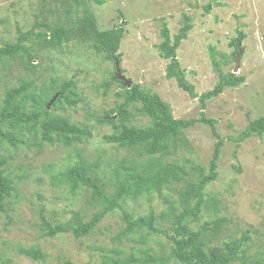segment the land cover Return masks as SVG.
Listing matches in <instances>:
<instances>
[{
  "label": "rangeland",
  "instance_id": "obj_1",
  "mask_svg": "<svg viewBox=\"0 0 264 264\" xmlns=\"http://www.w3.org/2000/svg\"><path fill=\"white\" fill-rule=\"evenodd\" d=\"M207 5L211 6L209 12L205 10ZM40 7H43L41 0H0V47L17 40L18 27L24 31L31 28ZM89 8L102 30L124 25L118 51L122 74L132 85L140 84L143 89L161 95L176 118L199 117L200 101L179 87L174 78L166 77L168 60L161 55L158 45L163 40V22L174 35L185 24V17L189 18L192 29L178 48L177 56L197 94L213 89L218 82L211 55H215L224 73L231 71L246 77L244 83L226 88L207 101L204 111L207 117L217 120L219 133L224 137L236 136L250 119L264 114V0H102V3L90 2ZM239 31L245 37L235 72V56L239 51L235 52L232 40L239 37ZM33 54L35 68L30 71L25 69L26 64L14 60L5 68L0 64V104L4 91L20 84V76L25 75L27 80L35 78L37 86L50 83L53 78H72L77 85L78 102L57 109L51 104L49 110L91 127L92 137L78 148L91 160L101 156L106 169L110 167L108 164L131 155L124 147L104 140V134L111 133L113 128L97 120L104 111L123 101L117 96L124 89L123 82H114L107 88L103 85L113 74L116 77L115 61L98 54L91 42L78 40H71L59 50L37 47ZM131 110L134 113L131 122L136 126L146 127L151 123L136 106ZM186 134L192 148L179 152L178 156L188 157L208 170L216 141L210 126L199 122L187 129ZM70 151H73L70 147L46 143L15 148L5 145L0 150V157L7 160V171L18 176V190L22 192L19 203L7 206V212L0 210V264H100L104 257L116 255L110 249L116 246L113 238L121 230L119 211L107 215L91 235L81 238H75L72 233L53 237L44 233L42 215L57 224L70 220L73 211H81L88 220L98 209L88 206L83 196H69L64 185L54 186L50 182L52 172L62 169ZM76 154L72 152L71 162L78 160ZM48 164L53 165L45 169ZM234 165L240 166L241 172ZM217 170L218 178L205 190L215 203L203 208L198 224L215 217L214 208L219 209L218 216L229 220V230H223L221 240L240 237L246 232L250 237L247 254L254 257L264 246V135H253L240 145L226 139ZM25 173L28 177L23 178ZM15 197L13 193L12 199ZM150 206L159 211L164 204L157 195L144 196L130 201L127 208L146 213ZM122 241L128 249L133 246L131 240ZM21 247L40 248L46 259L22 254Z\"/></svg>",
  "mask_w": 264,
  "mask_h": 264
},
{
  "label": "trees",
  "instance_id": "obj_2",
  "mask_svg": "<svg viewBox=\"0 0 264 264\" xmlns=\"http://www.w3.org/2000/svg\"><path fill=\"white\" fill-rule=\"evenodd\" d=\"M48 1L41 0L43 7L35 15L31 28L24 31L18 27L17 40L0 47L2 68L14 60L26 64L24 67L28 71L33 70L36 58L33 50L37 47L59 50L71 40L91 42L98 54L115 61V66L116 61L120 63L121 53L118 51L125 33L124 25L102 30L89 8L90 2L102 3V0H50V5ZM205 10L209 12L211 6L207 5ZM191 29L188 17L174 35L163 22V40L158 48L168 60L166 77L174 78L192 98L199 99L200 116L176 118L170 104L158 93L145 90L137 83L130 88L121 84L124 89L117 96L123 101L104 111V116H98L97 120L113 128L111 133L104 134L106 142L124 147L134 155H125L108 164V169L103 168L101 156L91 160L82 148H78L79 144L92 137L91 127L87 123L71 122L69 117L49 110V104L57 109L64 104L75 105L78 102L75 80L53 78L50 83L37 86L35 78L27 80L23 75L19 85L4 91L0 104V150L5 145L15 148L26 144L42 146L44 143L72 148L62 169L52 172L50 182L54 186L64 185L69 196H83L88 206L98 208L88 220L81 211H73L70 220L57 224L42 215L45 235L53 237L72 233L75 238L91 235L107 215L119 211L121 230L113 238L116 246L110 249L116 255L104 257L100 264H234L239 261L242 264H264V246L254 257L248 256L250 237L246 232H242L240 237L221 240L224 238L221 236L223 230H229V220L218 216L219 209L214 208L215 217L198 224L203 208L215 203L214 199L206 196L205 190L219 176L217 168L225 140L230 139L240 145L253 135L263 136L264 114L250 119L246 128L236 136L224 137L219 133L217 120L207 117L204 111L207 101L222 94L226 88L244 83L246 77L231 71L224 73L215 55H211L218 82L213 89L197 94L177 56L178 48ZM238 33L239 37L232 40L235 52L240 51L245 37L243 32ZM114 82L123 81L113 74L103 85L107 88ZM134 106L140 114L151 119L148 126L138 127L131 122L134 116L131 107ZM199 122L210 126L216 140L208 170L188 157L181 159L178 156L179 152L192 148L186 131ZM72 152H76L78 157L74 162L70 161ZM6 164L7 160L0 157V210L3 212L22 198L18 176L7 171ZM49 165L53 164L45 165V169ZM235 169L241 172L240 166H235ZM24 177H28L27 173L23 174ZM13 193L16 194L14 199ZM155 195L164 204L159 211L151 206L146 213L127 208L130 201ZM124 239L131 240L133 246L129 247L130 251L123 245ZM152 241L158 246H154ZM19 251L37 260L46 259L40 248L21 247Z\"/></svg>",
  "mask_w": 264,
  "mask_h": 264
},
{
  "label": "water",
  "instance_id": "obj_3",
  "mask_svg": "<svg viewBox=\"0 0 264 264\" xmlns=\"http://www.w3.org/2000/svg\"><path fill=\"white\" fill-rule=\"evenodd\" d=\"M240 54H241V49L239 51L238 54H236L235 58H236V66H235V72L238 70V66H239V63H240ZM116 77L119 78L120 80L123 81V83L128 86L129 88L132 86V81L128 78H126V76H124L121 72V69H120V65H119V62L116 61ZM49 107H50V104H49Z\"/></svg>",
  "mask_w": 264,
  "mask_h": 264
}]
</instances>
